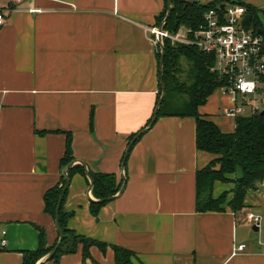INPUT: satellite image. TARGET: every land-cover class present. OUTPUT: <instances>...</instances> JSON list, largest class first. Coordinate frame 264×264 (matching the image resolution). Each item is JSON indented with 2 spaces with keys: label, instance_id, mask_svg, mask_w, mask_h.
<instances>
[{
  "label": "crops",
  "instance_id": "0c3cea01",
  "mask_svg": "<svg viewBox=\"0 0 264 264\" xmlns=\"http://www.w3.org/2000/svg\"><path fill=\"white\" fill-rule=\"evenodd\" d=\"M165 1L2 0L10 10L0 27V264H22L40 230L45 247L57 240L43 197L60 180L68 133L75 159L121 181L126 147L158 97L157 54L144 27L159 25ZM224 1L264 8V0ZM232 103L218 87L198 112L232 133L235 118L225 114ZM195 130L191 116H158L131 146L122 194L96 215L87 177L74 172L63 201L66 227L108 247H91L84 260L78 246L46 264H114L111 245L133 251L135 264H264V235L249 242L246 219L262 216L264 183L247 191L236 213L228 206L198 212L195 173L214 155L197 149ZM232 187L217 181L213 196L226 191L229 200Z\"/></svg>",
  "mask_w": 264,
  "mask_h": 264
},
{
  "label": "trees",
  "instance_id": "16d2710c",
  "mask_svg": "<svg viewBox=\"0 0 264 264\" xmlns=\"http://www.w3.org/2000/svg\"><path fill=\"white\" fill-rule=\"evenodd\" d=\"M170 1L172 9L165 28L170 31H176L180 25L197 27L203 19L204 12L222 0L207 4L180 0ZM239 4L246 8L243 24L247 28L252 25L253 30L255 32L260 30L264 37V29L260 19V15L264 16V8L255 9L243 3ZM166 10L167 1H165L164 9L159 17V24ZM164 46L163 81L166 86V94L157 117L162 115L193 117L196 126L197 149L214 155V158L205 167L198 169L195 173L196 210L198 212L222 211L225 206H228L236 213L244 206V197L247 191L256 189L264 180V114H261V111H255L248 115L237 116L235 118L234 131L232 133L222 132L213 120L198 112V107L204 104L207 97L222 85L218 75L211 69L215 63L214 54L202 52L188 45L171 44L168 39H164ZM156 54L158 62L160 54L159 52ZM182 60L187 63L186 70L182 69ZM182 74H185L184 79H180ZM262 78H264V74ZM160 93L159 83L157 101ZM178 101L183 103V108L177 106L175 102ZM73 159L75 158L72 155L71 135L68 133L65 153L60 161L61 170ZM238 169L241 172L240 176L234 177L231 181L228 175H235ZM74 172H80L85 175L80 164H74L71 167L68 172L69 178ZM90 174L93 178L91 192L95 198H106L119 190L122 179L121 181L117 180L115 173H95L90 171ZM217 181L233 183L232 196L229 200H227L226 191L218 197L213 196L214 184ZM64 183L61 173L59 182L49 188L43 197L44 209L53 218ZM66 193L67 190L64 198ZM63 201L59 211L63 240L55 254L47 262L53 261L56 263L59 255L75 252L78 246H81L84 260L89 257L91 247L95 246L105 251L108 247L105 242L78 235L67 229L66 221L70 214L63 210ZM107 202H90L91 212L96 215L98 209ZM55 243L51 247H45V235L43 230H40L37 249L26 252L22 264H35L36 260L47 253ZM110 247L114 254V264H135L134 258L136 255L133 251L117 245H111ZM80 264L86 263L83 261Z\"/></svg>",
  "mask_w": 264,
  "mask_h": 264
},
{
  "label": "built area",
  "instance_id": "2783aa9c",
  "mask_svg": "<svg viewBox=\"0 0 264 264\" xmlns=\"http://www.w3.org/2000/svg\"><path fill=\"white\" fill-rule=\"evenodd\" d=\"M9 10L0 0V27ZM245 14V6L223 0L204 12L197 27L180 25L176 31L166 28L160 31L158 26L144 27L156 53L159 52L158 36L161 35L171 44L188 45L214 54L215 63L211 69L222 81V92L231 96L233 103L225 114L233 118L244 115L247 109L251 113L264 111V37L243 24ZM246 219L252 225L260 226L261 215L248 212ZM4 244L5 238L1 237L0 246ZM243 248L244 244L237 246V250Z\"/></svg>",
  "mask_w": 264,
  "mask_h": 264
},
{
  "label": "water",
  "instance_id": "95a60500",
  "mask_svg": "<svg viewBox=\"0 0 264 264\" xmlns=\"http://www.w3.org/2000/svg\"><path fill=\"white\" fill-rule=\"evenodd\" d=\"M166 1H167V10H166V13H165L163 19L161 20L160 24L158 25V29L160 31L165 28V24H166L170 14H171V9H172L171 1L170 0H166ZM220 7H223V4H220ZM258 32H260V30H258ZM158 46H159V54H160L159 60H158V70H159V83H160L161 93H160L159 99L155 105L154 112H153V115H152L149 123L145 127H143L141 130H139L133 136V138L129 142L128 146L126 147V150H125V153H124V156L122 159V163H121L120 174H121L122 182H121L119 190L115 194L108 196L106 198H95L94 196L91 195V190L93 187V178L91 177L90 171H89L87 165L85 164V162L80 160V159H73L66 166H64L61 170V173H62V176L64 178L65 183H64L62 191L59 195V198H58V201L56 204V209H55V216H54V223H55V227H56V230L58 233V238H57L55 245L47 253L40 256L36 260L35 264L46 263L55 254L56 250L59 248V246L62 243L63 231H62V228L60 225L59 211H60L61 203L63 201L65 192H66L68 185H69V179L70 178H69L68 172L74 164H80L83 167L84 174L87 177L88 182H89L88 190H87V196H88L90 202L102 203L105 201L113 200L122 194V192L125 188V183H126L125 162H126V158L128 156V153L131 149V146L143 133H145L153 125V123L157 119L158 111L160 109L161 103H162V101L165 97V94H166V86H165V83L163 81L165 46H164V38L161 35L158 36ZM261 114H264V111H261ZM252 229L254 231H257L258 227L256 225H253Z\"/></svg>",
  "mask_w": 264,
  "mask_h": 264
},
{
  "label": "rangeland",
  "instance_id": "374dc122",
  "mask_svg": "<svg viewBox=\"0 0 264 264\" xmlns=\"http://www.w3.org/2000/svg\"><path fill=\"white\" fill-rule=\"evenodd\" d=\"M260 19H261V24H262V27L264 29V16L260 15ZM250 29H253V26H249ZM176 45V44H175ZM181 66H182V69L183 70H186L187 69V63L185 60H182L181 61ZM185 78V74H182L180 75V79H184ZM177 104V106L179 108H183V103H180L179 101L178 102H175ZM234 179V176L231 174V181ZM232 183V182H231ZM264 210V209H263ZM262 223H261V228L259 231H254L252 229L251 226H249L247 228V230L249 231V236H248V241L249 242H256L257 238L260 236H262V234L264 235V211L262 213Z\"/></svg>",
  "mask_w": 264,
  "mask_h": 264
}]
</instances>
